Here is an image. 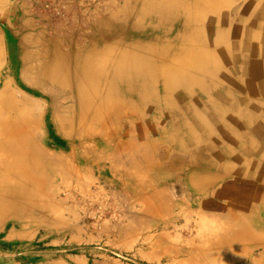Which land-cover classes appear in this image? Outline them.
<instances>
[{"label":"rangeland","instance_id":"374dc122","mask_svg":"<svg viewBox=\"0 0 264 264\" xmlns=\"http://www.w3.org/2000/svg\"><path fill=\"white\" fill-rule=\"evenodd\" d=\"M176 1L0 0V137L20 128L48 155L31 203L0 217V264H264L261 207L194 174L206 146L211 161L234 147L233 106L264 126V0ZM136 43L175 76H148L144 107L82 99ZM249 135L246 158H264V133ZM245 170L239 192L264 195Z\"/></svg>","mask_w":264,"mask_h":264},{"label":"bare ground","instance_id":"6f19581e","mask_svg":"<svg viewBox=\"0 0 264 264\" xmlns=\"http://www.w3.org/2000/svg\"><path fill=\"white\" fill-rule=\"evenodd\" d=\"M198 1L200 6L203 5L202 0ZM182 4V0H178L174 3L173 7L190 10L189 6L183 5L180 7ZM166 7L170 6L168 5ZM135 30H141V28ZM123 32L125 33L127 30H121L109 36H111V39L115 40L118 36H122V34H124ZM94 41L97 43L99 40L96 38ZM115 45L117 46V43H114L110 48L116 47ZM135 52H138L137 56L134 55ZM160 53L161 56L158 52H155L151 46L143 47L136 43V46H133L131 49H126L122 57L118 60L116 69L124 74L121 76L119 75L120 73L115 71L114 74L106 78V85L103 86V96L102 94L99 95L100 92L96 90V83L100 82V79H102L97 76L94 77V87L91 89L84 88L85 92L84 89L83 92H81L82 99L88 96H90L89 98L99 97V101L102 104L118 105L122 102V106L120 107H144L148 102V94H145L147 88H149V84L146 82L148 76L152 77V79L157 77L162 78L166 83L169 77L175 76V74L172 75L174 73L173 71H175L172 68H159L153 66L156 58H163L162 55L166 54V52L162 50ZM56 59V65L59 67L72 64L68 56L63 57L60 55ZM88 74L89 70L80 69L78 77L85 83L87 82L86 79ZM138 81L143 82V84H138ZM80 85L78 86L79 89L81 86H84ZM85 100H82V102L84 103ZM2 109L4 110V108ZM81 109L83 111V116H85L86 107H82ZM2 114L1 112V115ZM19 129L17 128L13 134L9 133V131H2L0 137V217L11 214L12 211L19 212L23 210L24 204L31 203V196L32 194L33 197L35 196L38 186L36 184V175L38 172H43L46 169L45 162L47 161L48 155L37 146L35 141H32L33 144L31 142L32 145L30 144V146L29 134L27 135ZM11 182H14V184H10Z\"/></svg>","mask_w":264,"mask_h":264},{"label":"crops","instance_id":"0c3cea01","mask_svg":"<svg viewBox=\"0 0 264 264\" xmlns=\"http://www.w3.org/2000/svg\"><path fill=\"white\" fill-rule=\"evenodd\" d=\"M259 78L260 79L258 81L264 82V74L259 76ZM262 85H264V83H262ZM252 94L261 95V94H264V90L254 89L252 91ZM238 106L239 105H237V107L233 106L234 108L231 111H229L230 113H228V117L233 118L232 125H228V123L225 122L226 116L222 119L223 128L226 127L229 130V132H231L233 135H231V133L229 136L227 134H224V133L223 134L224 136H227L226 138H228L232 144H234V147L228 148L226 152L224 149V152L220 154V158H218L216 161H211L209 158H207V154L210 150V147L209 145L206 146V148H209V149L205 152L206 153L205 159H201L200 162L196 161L197 166L205 163V167L203 168L197 167L200 169L196 168L195 169L196 172L194 174L199 178H201L204 175L208 180L210 178V174L215 175L216 177H213L212 179H210L213 181H209V184H211L212 182H216L218 179H220L217 182L223 183V187H224L223 193L225 191H228V194L232 197L234 202L237 199H239V197H241V199L243 198L244 201H241L239 203L236 202L237 205H242L243 203L246 204L245 199L247 198L246 200H248L249 202L248 204H249L250 211L251 210L254 211L258 206H260L261 210L264 211V197H263L264 195H262L261 193H256V192H254L253 194L244 193L243 195L241 192H239L240 183L242 182L245 183L244 179L241 177L243 174H245V171H246L245 166L251 167L252 169L254 168L255 172L264 173L263 156L254 157V159H247L246 154H245L247 139L250 140V143L253 142L252 139L249 138L250 131L252 132L253 138L255 139L256 135H260L261 133H264V126L257 127L252 131L251 128L253 126L254 118L253 117L251 118L249 115L245 114L242 108L240 109ZM226 159L233 160L234 164L236 165H243V169L240 170V168H238V170H236V166H232L229 163L224 162L226 161ZM220 160L222 162L221 165L220 163H218ZM213 169L216 171V173H213L214 172ZM231 175L232 176L237 175V177L232 182L228 183L227 180L231 177ZM208 180H206V182ZM252 183L256 187L257 182L252 181ZM209 184L207 185V188L208 186L210 187ZM258 191H261V190H258ZM254 221L260 224L262 220L259 219V220H254Z\"/></svg>","mask_w":264,"mask_h":264}]
</instances>
